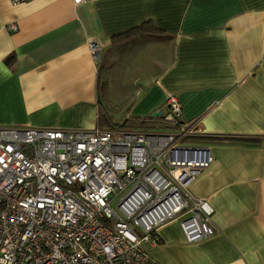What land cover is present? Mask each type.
<instances>
[{"label": "crops", "instance_id": "1", "mask_svg": "<svg viewBox=\"0 0 264 264\" xmlns=\"http://www.w3.org/2000/svg\"><path fill=\"white\" fill-rule=\"evenodd\" d=\"M143 22L168 36L113 45ZM89 41L101 46L98 63ZM101 82L112 122L127 128H164L151 114L175 95L181 119L197 122L187 139L205 138L214 155L190 192L213 207L216 233L187 243L171 220L144 245L149 256L264 264V0H0V126L107 129Z\"/></svg>", "mask_w": 264, "mask_h": 264}, {"label": "built area", "instance_id": "2", "mask_svg": "<svg viewBox=\"0 0 264 264\" xmlns=\"http://www.w3.org/2000/svg\"><path fill=\"white\" fill-rule=\"evenodd\" d=\"M165 105L162 129L0 126V264H159L144 245L165 223L187 243L215 234L213 207L190 192L213 152L183 141L197 122L175 95Z\"/></svg>", "mask_w": 264, "mask_h": 264}, {"label": "trees", "instance_id": "3", "mask_svg": "<svg viewBox=\"0 0 264 264\" xmlns=\"http://www.w3.org/2000/svg\"><path fill=\"white\" fill-rule=\"evenodd\" d=\"M138 35L144 36V37H149V38H157L161 39L164 38L165 36H168L167 34L163 33L162 30L157 29L154 27L153 24L150 22H143L139 25L133 26L129 28L128 30L121 32L117 34L115 37L112 38V43L114 44H120L122 42H125L127 40H130L133 37H136ZM12 57L9 56L5 59L6 63H9L11 61ZM99 95H100V106H99V114L98 117L101 121H103L105 124L103 125L107 129H113L116 127H121V128H127L129 125H126V122H118V123H113L111 119V107L109 104H105L103 101H107V93H106V84L105 82H101L100 84V90H99ZM114 108H116L114 106ZM115 111H118L117 109ZM162 116V115H161ZM160 116V118H161ZM217 138V137H216ZM198 140H195L196 142L199 143H206L205 138H197ZM184 142H190L187 138L183 139ZM249 143H257L259 140L258 139H246ZM192 142V141H191Z\"/></svg>", "mask_w": 264, "mask_h": 264}, {"label": "rangeland", "instance_id": "4", "mask_svg": "<svg viewBox=\"0 0 264 264\" xmlns=\"http://www.w3.org/2000/svg\"><path fill=\"white\" fill-rule=\"evenodd\" d=\"M123 105V104H122ZM117 108V106H115ZM122 107V106H121ZM120 110V108L118 109ZM164 111V110H163ZM155 126H161L163 124L162 120H155ZM130 123H133L132 121ZM203 144V143H202ZM204 145V144H203Z\"/></svg>", "mask_w": 264, "mask_h": 264}, {"label": "water", "instance_id": "5", "mask_svg": "<svg viewBox=\"0 0 264 264\" xmlns=\"http://www.w3.org/2000/svg\"><path fill=\"white\" fill-rule=\"evenodd\" d=\"M159 115H161V112L157 111V112H153V113L151 114V117H152V118H155V117H157V116H159Z\"/></svg>", "mask_w": 264, "mask_h": 264}]
</instances>
